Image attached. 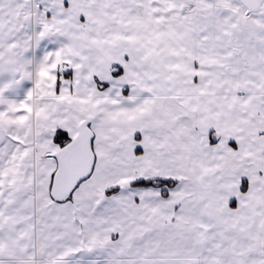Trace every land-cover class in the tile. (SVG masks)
<instances>
[{
	"label": "snow or ice",
	"instance_id": "1",
	"mask_svg": "<svg viewBox=\"0 0 264 264\" xmlns=\"http://www.w3.org/2000/svg\"><path fill=\"white\" fill-rule=\"evenodd\" d=\"M0 264H264V0H0Z\"/></svg>",
	"mask_w": 264,
	"mask_h": 264
}]
</instances>
